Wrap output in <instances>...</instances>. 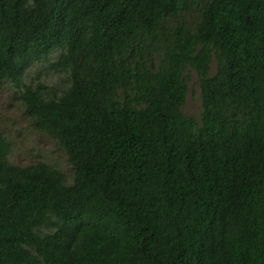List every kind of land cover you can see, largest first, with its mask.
<instances>
[{"label":"trees","instance_id":"16d2710c","mask_svg":"<svg viewBox=\"0 0 264 264\" xmlns=\"http://www.w3.org/2000/svg\"><path fill=\"white\" fill-rule=\"evenodd\" d=\"M7 84L75 175L0 135V264H264V0H0Z\"/></svg>","mask_w":264,"mask_h":264},{"label":"rangeland","instance_id":"374dc122","mask_svg":"<svg viewBox=\"0 0 264 264\" xmlns=\"http://www.w3.org/2000/svg\"><path fill=\"white\" fill-rule=\"evenodd\" d=\"M198 12L193 11L186 17L187 23H196ZM215 71L216 62H212ZM188 88L183 111L186 115L200 119L202 113L201 90L197 73L188 69L184 73ZM26 82L35 87L46 86L51 96H61L69 85V74L56 66V54L33 65L28 72ZM0 135L11 143L10 161L18 166H29L45 162L60 171L68 184L74 181V169L68 161L66 152L54 138L35 129L33 121L26 115L18 90L7 84L0 91Z\"/></svg>","mask_w":264,"mask_h":264}]
</instances>
